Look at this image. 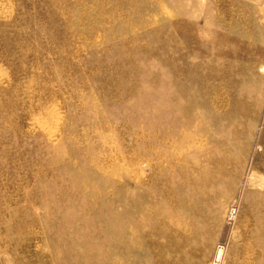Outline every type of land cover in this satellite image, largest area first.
Returning <instances> with one entry per match:
<instances>
[{"label": "rangeland", "instance_id": "374dc122", "mask_svg": "<svg viewBox=\"0 0 264 264\" xmlns=\"http://www.w3.org/2000/svg\"><path fill=\"white\" fill-rule=\"evenodd\" d=\"M0 264H264V0H0Z\"/></svg>", "mask_w": 264, "mask_h": 264}]
</instances>
